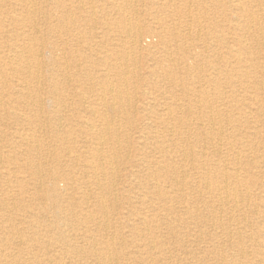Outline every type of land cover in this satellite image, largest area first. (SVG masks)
<instances>
[{"label": "rangeland", "instance_id": "374dc122", "mask_svg": "<svg viewBox=\"0 0 264 264\" xmlns=\"http://www.w3.org/2000/svg\"><path fill=\"white\" fill-rule=\"evenodd\" d=\"M63 1L64 6L60 8L57 6L55 0H32V3L35 2L34 4H36L39 9V14H36L35 23L38 30L43 34V41L45 43H52L55 46H60L61 50L58 51V54L62 57L63 49L66 50L68 58L72 55H79L82 58L83 55L96 59L97 55L102 57L103 52L105 51L113 54L114 51H112L111 45H126L128 43V38L124 35V38L119 40L117 37L119 32L114 27L111 31H107L105 27H103L104 22L112 21L109 23L112 24L117 18L127 19L128 16L129 19L127 20H130L132 23L139 22L143 29L148 25L157 26L159 19H165L174 34H181L177 43L181 48L180 53L175 51L169 55L173 60L169 65H171V67L175 64V66H180L184 59L183 52L186 51V56L190 59L187 64L188 67L192 69L198 67L201 68L200 73L198 72L194 74V80H188L190 82H197L193 86L187 85V88H181L169 83L166 81L163 74H160L161 71L159 65H157V60H162L164 66L168 64V56L162 50L163 45L158 38H151L152 35L147 34L146 30H142L141 40H143L140 49L134 52L128 51L130 52L128 55L131 56V58H135L134 63L136 64H130V71H135V75L129 78L130 86L128 88L131 102L127 109L130 112L132 126L126 127L118 120L115 122L117 127L121 126L120 129L122 132L126 133L127 136L132 137L133 143L131 147H126L125 149L122 148L121 145V147L118 146L122 149L120 152H117L120 160H114V163L111 166V168L113 167L111 172L115 171L116 175L114 179L109 180L112 186H115V191H113V195L106 192L103 194V197L110 208L108 214L105 216V219L110 223V228L108 231H102L99 230L102 228L85 220L81 224L77 223L74 227L68 229H65L64 227L63 229L70 242L72 240L77 247L84 249H88L91 244L97 245V248L100 250L102 247L109 246L115 254H118L117 259L114 257L118 264H237L238 257L236 256L237 247L235 246V243L233 241H230V243H223L224 240H226V236L222 234V231L218 226L213 224V218L215 214L217 216L219 215L222 223L226 224L229 229L232 227L230 230L234 237L237 235L234 227L239 223L240 229L242 230L240 238L242 237L243 241H247L249 236L258 238L257 241L261 239L263 233L262 230H264V147L260 146L255 152L246 151L244 154H239L237 160L233 157L230 158V163H232L230 165L238 163L239 158L243 162L240 161L241 166L244 168L247 167V169L249 168L248 174H246L247 172L245 173L246 175L243 174L245 175L246 181L243 183L244 187H242V190H244V192L248 191L253 198L256 197V200H258L256 204V212H253L252 207L248 204L245 206L241 205L240 208L242 209L231 222L228 221L230 216L229 212H222L217 202L210 201L209 203H201L196 201L197 196L206 195V190L197 189L195 186H191L187 182L178 190L177 187L172 185L173 182L171 178H162L160 180L161 187L164 188L163 186H170V188L167 187V196L169 199L167 202H162L160 201V197L156 195V190L152 188L149 189L148 185L154 181L155 177H153L152 172L157 167L158 169H162L164 166L171 167L176 170L177 174L182 171V167L177 161L178 157L180 159L179 148L182 145L193 147L195 152H197L199 148V151L203 150L208 154L210 153V146L207 145L206 138L215 135L219 130V128L211 129L207 126L209 124V118L212 116L220 115L224 117L227 122L233 121L239 126L235 131H230L229 128L231 126L225 121L224 126L221 128L227 136H225L226 143L231 141L240 144L248 140L244 127L247 120L249 122L247 127L251 126L253 128L252 131H254V129L260 131L258 136L254 137L256 134L252 135L254 141L261 145L264 143V0H260V3L251 2L246 6V10L256 14L257 16H255L259 20L253 31L247 33L245 38H243L244 42L247 44H253L254 46L252 52L256 57L255 65L257 68L255 72V81L257 82V88H259V91H256V94L253 95V97L257 99V102L256 106H253L254 109L249 118H242L240 117V114L244 106L250 103L249 98L251 94L239 92L238 87L234 89V87L226 80L227 77L232 78L231 70H233V58L230 57L229 52L231 48L238 47L239 42L237 36L241 34L239 30H234L237 17L234 13V8L232 7V0H188L187 3L190 7H187L190 11L185 7V0H177L181 6L177 11H181L182 15H184L181 17L174 16L173 14L167 17L168 12L165 10L167 5H164V0H132L134 3L136 2L135 4L138 11L123 14L117 12L111 6L115 0ZM116 1L123 2L127 0ZM13 2L14 0H0V16L2 13H11L13 11V13L17 14L23 13L20 10L14 9L12 6ZM95 20L97 21V24L91 25ZM240 21L242 22L243 20L240 19ZM26 25L27 26L23 27L10 23L8 22V17L4 15L0 20V28L2 27L3 30L6 31V35L1 38L10 39L22 32L26 34L31 33L33 31L30 27L31 24L27 23ZM51 29H54L55 31H52ZM17 40L19 46L27 42L23 37ZM100 46H103L104 49ZM0 52L9 55V46L1 43ZM56 57L60 59L57 56V52ZM6 70L8 73L7 77L0 76V86L7 84L6 86L11 87L15 84L16 76L11 69L7 68ZM111 75L114 77L113 72ZM212 77L222 80V86L220 88L215 87L213 84L209 85L206 81H202ZM12 80L14 81L12 82ZM199 81L200 83H198ZM116 83H119L118 80H116ZM67 89V96L65 98V100H67L66 106H70L72 103L74 105L71 106L72 109L63 110L62 108V114L53 107L48 91L43 94L41 93V96L36 100L38 101L36 105H33L31 99L28 100L23 98L21 94L12 91H5L3 98H0L1 104L12 103L15 100H19L23 102L28 101L30 105L26 109L23 106H18L14 109L20 114L19 117L10 116L8 119L4 118L0 121V152L4 157H7L10 155H17L18 152L21 151L24 160L41 162L40 159L29 158L30 156H35L36 153L33 151L27 153L25 151V146L19 141L18 137L23 130L29 129L30 126L28 125V122L31 123L30 120L33 121L34 119L29 112H35L39 107V104L43 103L47 108L46 110L44 109V111H41L40 117L41 119L49 120L51 125L47 124V128H43L41 131L36 132L35 137L39 138L40 141H43L44 144H46L45 147H47L48 151L52 153V158L55 154L64 155L62 163L60 164L61 170L66 174H72V177L66 181L63 180L58 182L60 188L66 189L70 187L72 188L71 191L74 190L80 192L85 185L83 183L89 182L97 176L93 173L84 175L81 168L85 158L89 155L88 149L95 143L94 140L89 137V129H87L86 126L89 124L88 122H90L94 123L97 128L101 127V120L97 117L98 115H95L96 117L93 116V112L91 111L94 109L99 114L105 113L109 116L112 115L100 106L99 101L91 91L90 93L84 92L82 94L81 92L73 93L70 87ZM183 92L186 93V95H183ZM148 93H151V95ZM152 103L158 106L168 105L174 108L178 103H182L184 107L183 113L175 108V110H173V118L181 119V117L185 116L183 121L185 122V125L182 130L176 128L174 134L170 133L171 135L165 133L161 126L156 128V130L160 132L159 140L157 142H148L146 144L147 150L145 149L146 156L150 163L149 165L146 164V162L142 163V161H139L140 156L138 155V150H140L142 145L140 143V135L149 133L152 130L147 126L159 124L158 119L161 117L165 118V116L162 115L161 109H155L156 111L146 110L149 109V106H151ZM5 109L8 110L7 106ZM209 109L210 111H208ZM0 110L3 109L0 108ZM29 117H31V119L27 121V118ZM177 122L178 121H173L172 123L175 126H179L180 122ZM233 122L231 124H234ZM179 131H182L184 134L181 135ZM121 140H125V135ZM167 140L173 141L166 143ZM161 145L164 146L165 150L162 154L155 150V148ZM113 146L112 143L106 144L104 150L107 154L112 153ZM235 150L239 152L238 148H235ZM167 154H172L173 157H177L176 159L173 158L165 161L163 156ZM76 156L79 157L78 163L80 166L71 167L72 164H70L71 161H69V159L75 158ZM224 156V152L218 155L209 154L206 158V163L208 166H212V168H217L216 164L218 160L224 158ZM52 158L49 160L50 163L52 162ZM88 160H90V158ZM255 160V166L253 163L252 166H250V162H255ZM138 163L142 165L146 164L147 167L142 168V170L138 172L136 168ZM2 172H10L12 175L9 176V186H7L5 180L0 177V217L2 215L11 214L16 221L14 220L15 223H6L0 219V235L3 236H0V258L6 259L9 264H32V261H35L36 258L46 261L65 252L67 246H62L61 243L55 245V242H48L49 239L47 238H39L34 235L35 230L32 228L28 218L33 213H38V210L32 206L35 201L34 193L36 191V181L26 172L19 174L15 165L9 166L6 163L2 164L0 161V173ZM202 172L203 171L198 167H192L188 172V179L186 181L193 182L198 180L202 176ZM228 172L230 173L232 171L229 170ZM252 176L259 178L257 181L258 183L256 182L257 184L250 181ZM168 180L169 182H167ZM22 185H25V188L27 189L26 192L23 191L24 193H22ZM7 187L12 190V194L15 197L14 199H12V195L11 197L5 195V189ZM141 190H143L144 195L141 196L142 200L139 201L136 199V194ZM188 195H190V199L187 197ZM81 202L82 201H76L75 204L74 201L65 202L64 210L78 216V218L82 216L85 218L81 208H79ZM86 202L89 205L90 210L93 211L94 218L97 220H103V215L95 206L96 197L92 196L88 198ZM6 204H8V206H6ZM142 210L148 216L147 226H151L153 229L150 228V231H147L146 233H144V229L147 226L144 224L137 225L136 221H134L136 215ZM37 218L41 223L40 225H42L43 232H52L55 240L60 238L59 232H63V230L58 227L54 229V218L51 214L43 217L41 214V217ZM4 225L6 227H3ZM243 229H245V231ZM217 231H220V233ZM90 234L96 236L97 240L95 243L89 241L86 237ZM139 235H143L141 241L153 240L160 250L151 253L147 248L140 247L141 243L139 241ZM32 239L40 240L31 242ZM32 244H36V246L33 247L31 246ZM243 247L248 251L247 260L249 262L257 264V262L263 258L261 264H264V253L257 242L253 244L246 242ZM220 254L226 257V263L221 261L222 257ZM151 256L155 258V261L152 263L149 262ZM82 258L85 260L84 262L86 264H92V258H90L88 254L82 256ZM231 258H233L232 263ZM65 261L69 264V259H65Z\"/></svg>", "mask_w": 264, "mask_h": 264}, {"label": "bare ground", "instance_id": "6f19581e", "mask_svg": "<svg viewBox=\"0 0 264 264\" xmlns=\"http://www.w3.org/2000/svg\"><path fill=\"white\" fill-rule=\"evenodd\" d=\"M55 1L57 3V6H59L60 8L62 6H64L63 0H55ZM187 1L188 0H185V7L186 8H188L187 6H189ZM110 2H112V1H110ZM232 2H233L232 7L234 8V13L236 14V17H237V20H235L236 23L234 25V30H239L241 32V34H239L237 36L238 42H239L238 47L231 48L230 52H229L230 57L233 58V61H232L233 70H231L232 78L227 77L226 80L228 83H230L234 87V89H236L238 87L239 92L251 94V96L249 98L250 103L248 105L244 106V108L241 110V114H240V117H242V118H249L252 115L253 109L256 106V102H257V99L255 97H253V95L256 94V91H259V88H257V82L255 81V72H256L257 68L255 65L256 57L254 56V54L252 52V50L254 49V46H253V44H247L246 42H244L243 38H245L247 33H251L253 31V29L256 27V25L259 21L256 17L257 16L256 14H254L250 11L248 12L246 10V8H247L246 6L248 4H250L251 2L260 3V0H232ZM34 3H32V0H14V2L12 3V6L14 7V9L20 10L23 13H21V14L13 13L14 11L12 10L13 12H11V13L7 12L5 14L2 13L0 16V20L2 19V17L4 15L7 16L8 22L14 23L17 26H23L24 27V26H27L26 25L27 23H30L31 24L30 27L33 30L31 33H28V34L22 32L21 34L15 36L13 38L4 39L1 37H4L6 35V31H4L2 27L0 28V38H1L0 44L4 43V44H6V46H9V48H10V52H9L10 54L9 55H7L3 52H0V76L7 77V74H8L7 70H6L7 68L11 69V71H13V73L16 76L15 77L16 81H15V84L13 86H11V87L6 86L7 84H3L2 86H0V98H3V96H4L3 94L5 91H12V92H16L17 94H21V96L25 99H28V100L31 99V101H33V105H36V103H38V101H36V100L41 96V93L43 94V93H46V91H48V95L50 97L51 103H53V107L56 108L57 111L61 112L62 108H63V110L64 109L65 110L72 109L71 106L74 105L72 103L70 106H66L67 105V100H65V98L67 96L66 92L68 90L67 88L70 87V89L73 91V93L81 92L83 94L84 92L90 93V91L92 93H94L96 99L100 103V106L103 107L106 112L111 113L112 116H109L105 113L99 114L94 109H93V111H91V112H93V116L98 115L97 117H99V119L101 120L100 121L101 127L97 128L94 123H90V122H88L89 124L86 126V128L89 129V131H88L89 137H91V139L94 140L95 143L93 144L92 147H90L88 149L89 155H88V157L85 158V161H84L81 168L84 172V175L89 174V173H93L94 175H97V176H95L96 177L95 179L90 180L89 182L83 183L85 185L83 186V188L80 192H76L74 190L71 191L72 188H70V187H68L66 189L60 188L58 182L63 181V180L66 181L70 177H72V174H66L63 170H61L60 164L62 163V159L64 158V155L55 154L52 158V153L48 151L47 147H45L46 144H44L43 141H40L39 138L35 137L36 132L41 131L43 128H47V124L51 125V122H49V120L41 119V117H40L41 111H44V109L46 110V108H47L46 106H44L43 103L39 104V107L37 108V110L35 112H33L32 110H31L32 112H29V114H31L32 118H34V119L32 121V120H30L31 117L27 118V121L28 120L31 121V123L28 122V125L30 127H29V129L23 130V132L20 133V135L18 137L19 141L25 146V151L27 153H31L32 151L34 153H36L35 156H30L29 158L30 159L37 158V159H40L41 162H33L32 160L26 161V159L24 160V158L22 157L23 153H21V151H19L17 154L18 156H21V157H18L17 155H10V156L4 157L2 155V153L0 152V161L2 164L6 163L9 166L15 165L16 170L19 174H23L26 172L30 175V177L32 179H34L36 181V191L34 193L35 201H34L32 206H34L35 209L38 210V213H33L28 218V220H30V224H31L32 228L35 230L34 235L38 236L39 238H47V239H49L48 242H55V245H59V243H61L62 246H65V247L67 246L66 251L61 253L57 257H52L46 261H43L42 259L36 258L35 261H32V264H67L65 259H69V264H86L84 262L85 260L82 258V256L87 255V254L90 256V258H92V262H91L92 264H118L116 262V260L114 259V257H116V259L118 258V254L117 253L115 254V252L112 250L111 247H109V246L102 247L100 250L99 248H97V245L91 244L88 249L79 248L76 246V244H74L72 242V240L70 242V240H69V238H68V236H67V234L63 228L65 227V229L66 228L68 229L70 227H74V226H76L77 223H80V224L83 223L84 220L89 221L90 223H93L94 225L98 226L99 228H102V229H99L102 231H108L110 228L109 221L105 219V216L108 214L110 208L108 207V203L104 199L103 194H104V192H106V193L113 195V193H114L113 191H115L114 190L115 186H112V184L109 182V180L114 179L115 175H116L115 171L111 172V170H113V167L111 168V166L114 163V160H116V161L120 160V157H119V155H117V152H120L122 149L119 148L118 146L121 145L122 148L125 149L126 147H131V145L133 143L132 137L127 136L126 133L121 131V129H120L121 126L117 127L115 124L116 120H118L120 123H123L122 125H125L126 127L132 126L130 112L127 109V107L131 102V99L129 98V89H128L130 86L129 85V78L133 77L135 75L134 74L135 71H133V72L130 71V69H131L130 64H132V63L135 64L134 63L135 58H131V56L128 55V54H130V52H128V51L134 52V51H137L140 49L141 42L143 40V39L141 40L142 30H146L147 34L152 35L151 38H155V39L158 38L160 40L161 44L163 45L162 50L168 56V60H167L168 64L165 66H164L162 60H157V65H159V68L161 71L160 74L161 75L163 74L166 81H168L171 84H174L176 87H181V88L182 87L187 88V85L193 86L197 82H190L188 80H194V78H193L194 74L198 73V72L200 73L201 68L198 67V68L192 69V68L188 67L187 64L190 61V59H189V57L186 56V51L183 52L184 59L182 60V63L180 66H178V65L175 66L176 65L175 64L173 67H171V65H169L170 62H173V60L170 58L169 55L171 53H174L175 51L180 53L181 48H180V45H178L177 43H178L179 38L181 37V34L180 33L174 34V32L171 31L170 25L168 24V22L165 21V19L164 20L159 19V23L157 26H153V25L149 26L148 25L149 27L145 26L144 27L145 29H143L142 25L139 22H136V23L133 22L132 23V22H130V20H127V19H129L128 16H127V19H118L117 18L116 20L113 21L112 24H109L112 21L111 22H104V25L102 24L103 27H105V29L107 31H111L112 28L114 27L119 32V34L117 35L119 40L124 38V35L128 38V43L126 45H119V44L111 45L112 51H114L113 54L105 51V52H103L102 57H99V55H97L96 59L86 57L83 55H82V58L79 55H75V56L72 55L71 57L68 58L67 57L68 54H66V50L63 49V51H62L63 57H62L58 54V51L61 50L60 46H58V45L55 46L52 43H45L43 41V39H44L43 34L38 30V28L36 27V23H35L36 14L38 13L39 9H38L37 5ZM135 3L132 0H127V1H123V2H117L115 0V1H113L111 6L114 8V10H116L117 12H119L121 14L128 13V12L132 13V12L138 11ZM190 3H192V2H190ZM164 5H167V8L165 9L168 12L167 17L171 16V14H173L174 16H177V17L184 16V15H182L181 11H177V9H179L181 7L177 0L176 1L175 0H164ZM169 8H170V10H169ZM187 10H189V8ZM233 16H234V14H233ZM93 18H94V16H93ZM240 19H242L243 21L241 22ZM96 24H97V21L95 20L91 25H96ZM258 28H259V26H258ZM51 30L55 31L54 29H51ZM259 33H261V32H259ZM22 37L27 42L24 43L23 45L19 46L17 39L22 38ZM2 39H4V40H2ZM104 45H106V44H104ZM103 46H100V47L102 49H104ZM56 52H57V56L60 59H58L56 57ZM193 55H195V54H193ZM139 59H140V56H139ZM135 65H134V67H135ZM112 72L114 73V77H112V75H111ZM115 79L118 80V82H119L118 84L116 83ZM13 81L14 80H12V82ZM202 81L208 82L209 85L213 84L217 88H220L222 86V82H221L222 80L219 78L212 77V78H208V79H205ZM198 83H200V81ZM134 89H135V87H134ZM192 91H194V90H192ZM146 94H147V92H146ZM148 94L151 95V93H148ZM183 95H186V93L183 92ZM11 99H13V98H11ZM187 99H189V98H187ZM208 103H209V101H208ZM29 105L30 104L28 103V101L23 102V101H19V100H15L12 103H7V104H5V103L1 104L0 103V108L3 109V110H0V121H2V119H4V118L8 119L10 116L19 117L20 114H18L14 109L18 106H23L26 109ZM83 105H85V104H83ZM6 106H7L8 110L5 109ZM175 108H177L178 110H180L183 113L184 107H183L182 103L181 104L178 103L175 106ZM175 108L168 106V105L158 106V105H155L152 103V105L149 106V109H146L149 111H152L155 109L156 110L161 109L162 115L165 116V118H163V117L159 118L158 119L159 124L147 126L148 128H150L152 130L149 133L140 135V143L142 145L140 147V150H138V153H139L138 155L140 156V158H139L140 160L139 159L138 160L142 161V163L146 162V164L150 165L148 157L146 156L145 149H146V144L148 142H157L159 140L160 132L158 130H156L157 127L161 126L163 128V131L165 133H169V134L170 133L174 134V132L176 131V128H179L180 130H182V128H184L185 122H183V121H184L185 116L181 117V119L173 118V115H174L173 110H175ZM208 111H210V109ZM61 114H62V112H61ZM173 121L180 122L179 126L173 125V123H172ZM225 121L227 122V120H225L224 117H222L220 115L212 116L209 118V124L207 125L211 129L212 128L213 129L219 128L218 132H216L215 135L209 136L208 138H206V143H207V145L210 146V149H209L210 153L209 154H212V155L217 154L218 155V154H222V152L225 153L224 158H221L218 160V162L216 164L217 168L216 167L212 168V166L210 167L206 163V161H207L206 158L209 155L207 152H205L203 150L199 151V148H198L199 152L198 151L195 152L193 147L187 146V145L186 146L182 145L179 148L180 159H179V157L177 158V161L179 162L180 166L182 167V171L180 173L177 174L176 170L172 169L171 167H167V166L162 167V169H158V167H157L152 172V175H153V177H155V179L148 186H149V189L152 188V189L156 190V195L158 197H160V201L167 202L169 199V197L167 196L168 195L167 194V187L170 188V186H163L164 188H162L161 187V181H160L162 178H168L169 177V178H171V180L173 182L172 185L177 187L178 190L180 188H182L183 187L182 185L185 184L186 182L191 186H195L197 189L206 190V195L197 196L196 201L201 202V203H206V202L209 203L210 201L217 202L218 206L220 207L222 212H225V211L229 212L230 216L228 215L229 216L228 221H230V222L234 218H236L235 216L242 209V208H240L241 205L245 206L248 204L252 207L253 212H256V210H257L256 204H257L258 200H256V197L253 198L252 195L248 191L244 192V190H242V187H244L243 183L246 181L245 175L248 174L249 168L247 169V167L244 168L243 166H241L242 160H240L239 158H238V160H239L238 163H235V164L233 163L234 165H230V164H232V163H230V158L233 157L235 160H237V157L239 156V154H242V153L244 154L246 151H249V152L254 151L255 152L256 150H258L260 148V146L264 147V143L262 145L260 143H256L253 139V136H252L254 134H256L254 137L258 136L260 131H257L256 129H254V131H252L253 128L251 126L247 127V124L249 123L247 120L246 121L247 123L244 125V127H245V134L247 135L248 140L246 142L242 141L243 143H240V144H236V143H233L231 141L226 143L225 142V136L226 135H225L224 130L221 128L224 126ZM232 122L233 121H228L227 123L231 126L229 128L230 131H232V130L235 131L236 129H238L239 126L235 122H233L234 124H231ZM260 128H261V126H260ZM179 132L181 133V135L184 134L182 131H179ZM237 134H239V133H237ZM124 135H125V140L122 141L121 138ZM171 141H173V140H167L166 143H168V142L170 143ZM260 142H262V141H260ZM107 143H112V145H114L112 147V153H110V154H107V152L104 150ZM22 144H20V145H22ZM235 148H238L239 152H237L235 150ZM155 150L159 151L160 154H162L165 151L163 145L155 148ZM25 151H24V153H25ZM128 152H129V150H128ZM76 157L69 159V161H71L70 164H72L71 167L80 166L78 163L79 157H77V158ZM176 157L177 156L173 157L172 154H167V155L163 156L165 161L171 160L173 158L176 159ZM51 158H52V162L50 163L49 160ZM89 158H90V160H88ZM102 160H104V161H102ZM250 163H251L250 166H252V163L255 166L256 160H255V162H250ZM146 164L142 165V164L138 163L136 165L138 172H140V170H142V168H146L147 167ZM109 165H110V167H109ZM58 166H60V167H58ZM192 167H194V168L198 167L203 172H202V176L198 180H195L193 182H189L186 180L188 179V172ZM212 170H214V171H212ZM229 170L232 172L229 173L228 172ZM243 174H245V175H243ZM11 175L12 174L10 172L0 173V177L5 180V184L7 186H9L8 180H9V176H11ZM211 175H212V177H211ZM195 179H197V178H195ZM258 180H259V178L254 177V176H252L250 178V181H252V183H254V184H257ZM167 182H169V180ZM22 189H23L22 193L27 191V189L25 188V185H22ZM5 192H6L5 195L7 197H11V195H12V199L15 198L14 195L12 194V190L9 189L8 187L5 189ZM142 195H144L143 190L139 191L136 194V199L141 201ZM92 196L96 197L95 206L103 215V220H97L94 218L93 211L90 210V207L86 202V200ZM189 196L190 195H188L187 197L189 198ZM115 200H117V199H115ZM68 201L69 202L74 201V204L76 201H82L79 208H81V211L83 212V215L85 218H83V216L78 218V216H75V215L69 213L68 211L64 210V203L68 202ZM263 203H264V200H263ZM4 204H5V202H4ZM20 204H22V203H20ZM6 206H8V204H6ZM84 211H85V214H84ZM220 211H218V212H220ZM241 213H242V211H241ZM41 214H42V217L45 215L51 214L54 218L53 219L54 220L53 221L54 229H56L58 227V228H61L63 230V232H61V231L59 232L60 238L58 240H55V238L52 235V232H48V231L43 232L42 225H40L41 223H40L39 219L37 218V217H41ZM96 218H98V217H96ZM0 219L6 223H8V222L15 223V221H16L15 218L11 214L2 215L0 217ZM20 219H22V218H20ZM213 219H214L213 224L215 226H218L219 229L222 231V234L226 236V238H225L226 240H224L223 243L224 244L226 242L230 243V241L231 242L233 241L235 243V246L237 247L236 256L238 257L237 264H252L251 262H249L247 260L248 251L243 247L244 243H246V242H249L252 244L257 242V244L261 248L262 252L264 253V230H262V232H263L262 237L258 241H257L258 238H254L252 236L251 237L249 236L247 241H243L242 237L240 238V233L242 230L240 229L239 223L234 227V230L236 231V234H237L234 237V235L231 234V230H230L232 227L229 229V227L226 224L222 223L221 217L219 215L217 216L215 214ZM134 221H136L137 225L138 224H144L147 226L148 216L142 210L136 215ZM230 222H229V225H230ZM237 222H238V220H237ZM3 227H6V226L4 225ZM7 227H8V224H7ZM15 228H16V226H15ZM150 228L152 229L151 226H147L144 229V233H146L147 231L149 232ZM6 229H8V228H6ZM243 230L245 231V229H243ZM212 232H210V233H212ZM217 232L220 233V231H217ZM219 233H218V235H219ZM0 236H2V235H0ZM86 237L88 238L89 241H92L93 243H95V241L97 240L96 236L93 234L87 235ZM111 237H113V236H111ZM138 237L140 238L139 239V241L141 243L140 247L147 248L151 253L154 251L160 250L159 247L155 244V242L153 240H142L141 241V238L143 237V235H139ZM18 238H16V239H18ZM222 238H224V237H222ZM37 240H40V239H32L31 242H34ZM185 240H186V237H185ZM19 241H21V240H19ZM13 245H15V244H13ZM31 246L34 247V246H36V244H32ZM222 246H224V245H222ZM137 247H139V246H137ZM27 249H28V247H27ZM261 250H260V252H261ZM32 254H33V252H32ZM232 255H233V251H232ZM220 256L222 257V260L221 259L220 260L223 261V263H226L227 262L226 257H224V255H221V254H220ZM233 258H231V263L233 262ZM168 259H170V258H168ZM261 259L262 260H259L257 262V264L262 263L263 258H261ZM153 261H155V258L153 256H151L149 262L152 263ZM201 261H203V260H201ZM204 262H202V263H204ZM0 264H9V263L7 262L6 259L0 258ZM11 264H17V263H11Z\"/></svg>", "mask_w": 264, "mask_h": 264}]
</instances>
